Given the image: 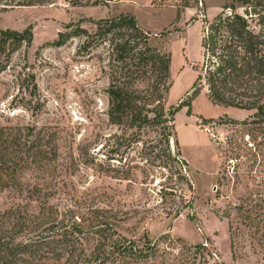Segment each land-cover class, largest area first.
Wrapping results in <instances>:
<instances>
[{
    "label": "rangeland",
    "instance_id": "1",
    "mask_svg": "<svg viewBox=\"0 0 264 264\" xmlns=\"http://www.w3.org/2000/svg\"><path fill=\"white\" fill-rule=\"evenodd\" d=\"M225 3L228 1L54 0L0 9V27L33 33L32 45L16 52L11 66L0 72V124L21 127L30 140L43 133L55 134L59 167L52 183L62 196L110 187L111 192L122 193L119 198L124 203H146L154 208L155 218L138 221L139 214L121 222L124 227L135 224L137 235L145 233L159 244L155 257L138 264H264V138L254 124L242 123L252 112L215 105L204 90L193 101L192 115L187 114V107L176 114L178 150L186 162L181 171L190 183L175 179L180 190L177 197L165 190L160 193L170 172L165 168L161 172L159 159L146 163L140 148L125 145L118 150L114 135L121 130L108 119V49L96 43L87 45L78 29L92 33L103 18L134 15L148 33L149 43L172 54L173 84L167 102L177 105L188 97L204 67L201 39L206 23ZM62 34L63 45L50 43ZM222 112L248 117L237 120L225 114L206 123L203 114ZM202 123H206L204 127ZM245 134L259 144L257 150L245 142ZM109 157L116 159L110 162ZM230 157L240 158L235 173L227 170ZM100 164L115 165L123 175L130 169L133 180L106 176ZM35 173L27 170L25 175L37 180ZM151 179L147 187L141 184ZM189 199L193 202L183 205L181 214L166 216V211L181 209L176 204H187ZM30 202L28 192L10 187L0 194V213ZM200 243H206V249L196 252L194 246Z\"/></svg>",
    "mask_w": 264,
    "mask_h": 264
},
{
    "label": "trees",
    "instance_id": "2",
    "mask_svg": "<svg viewBox=\"0 0 264 264\" xmlns=\"http://www.w3.org/2000/svg\"><path fill=\"white\" fill-rule=\"evenodd\" d=\"M227 1L206 23L201 39L204 67L188 97L177 105L167 102L173 84L172 54L149 43L148 33L134 15L103 18L92 33L83 27L78 29L86 36L87 45L96 43L108 49V119L121 130L114 135L115 144L118 150L125 145L140 148L146 163L160 160L161 172L162 168L170 172L160 193L165 190L177 197L180 190L175 179L190 183L188 175L181 171L186 162L178 150L176 114L187 107V114L192 115L193 101L204 90L215 105L251 111L242 123L254 124V130L264 138V0ZM53 2L0 0V9ZM64 36L50 43L61 46ZM32 41L29 29L0 27V72L8 69L13 55L30 47ZM26 135L21 127L0 124V194L14 187L28 192L32 204L14 205L0 213V264H138L156 256L157 242L145 233L137 235L135 224H121L139 214L138 221L155 218L158 213L154 208L146 203H124L119 198L122 193L111 192L110 187L88 189L70 198L62 196L57 184L52 183L59 167L55 134L43 133L33 140ZM145 136L149 138L144 140ZM170 137L174 138L178 156L172 151ZM100 165L106 176L133 180L130 169L123 175L115 165ZM27 170L36 171L34 178L38 179L28 180ZM149 172L148 177L152 174ZM152 181L141 184L147 187ZM57 193L59 198L55 200ZM192 202L189 199L187 204L175 203L181 209H169L166 216L181 214L183 205ZM206 246L200 243L194 248L197 252Z\"/></svg>",
    "mask_w": 264,
    "mask_h": 264
},
{
    "label": "built area",
    "instance_id": "3",
    "mask_svg": "<svg viewBox=\"0 0 264 264\" xmlns=\"http://www.w3.org/2000/svg\"><path fill=\"white\" fill-rule=\"evenodd\" d=\"M161 1V0H159ZM168 1H171V0H168ZM176 1H181V0H176ZM183 1V0H182ZM201 2V1H200ZM209 122V121H208ZM207 123V122H206ZM206 123H202L203 127ZM213 125H217L216 122L213 123ZM213 128V127H212ZM245 142L250 146V147H253L254 149H256V146L254 145V142L251 140V137L249 134H245ZM240 161V158L239 157H230L228 159V167H227V170L230 172V173H235L236 172V166L238 164V162ZM257 176V178H260L259 175H255Z\"/></svg>",
    "mask_w": 264,
    "mask_h": 264
},
{
    "label": "crops",
    "instance_id": "4",
    "mask_svg": "<svg viewBox=\"0 0 264 264\" xmlns=\"http://www.w3.org/2000/svg\"><path fill=\"white\" fill-rule=\"evenodd\" d=\"M202 94V93H201ZM200 94V95H201ZM199 97V96H198ZM226 108H232V107H226ZM248 112H251V111H249V110H247ZM203 114V113H202ZM225 114H228V116H230V117H232V118H234V119H237V120H242V119H244V118H246V117H248V116H243V117H235V116H232V115H230L229 113H227V112H222V113H216V114H214V113H212V114H203L206 118H218V117H220V116H224ZM181 144L183 145V143L181 142ZM185 146V145H184Z\"/></svg>",
    "mask_w": 264,
    "mask_h": 264
},
{
    "label": "water",
    "instance_id": "5",
    "mask_svg": "<svg viewBox=\"0 0 264 264\" xmlns=\"http://www.w3.org/2000/svg\"><path fill=\"white\" fill-rule=\"evenodd\" d=\"M169 141H170V145H171V148H172V151L175 155H177V152H176V147H175V144H174V138L173 137H170L169 138ZM178 156V155H177Z\"/></svg>",
    "mask_w": 264,
    "mask_h": 264
}]
</instances>
